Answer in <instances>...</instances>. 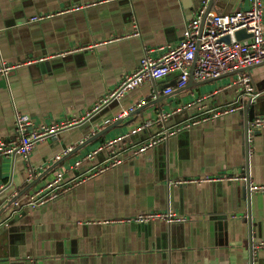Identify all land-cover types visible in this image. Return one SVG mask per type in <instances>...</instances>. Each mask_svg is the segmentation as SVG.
Here are the masks:
<instances>
[{"label":"crops","instance_id":"1","mask_svg":"<svg viewBox=\"0 0 264 264\" xmlns=\"http://www.w3.org/2000/svg\"><path fill=\"white\" fill-rule=\"evenodd\" d=\"M203 1L0 0V67L16 65L0 75V139H16L17 112L29 115L33 128L81 121L38 142L29 160L0 158V207H7L0 208V264H264V250L255 252L264 241V194L250 189L264 184V127L250 131L264 116V64L244 70L255 86L252 102L241 96L237 73L184 89L171 75L92 112L148 52L159 58L178 44ZM86 4L95 5L63 11ZM250 5L210 0L207 12L230 14ZM46 14L53 16L30 21ZM168 86L171 94L153 98ZM142 99L146 105L139 106ZM236 103L241 111L193 125ZM132 106L135 112L119 119ZM161 113L168 118L157 121ZM186 124L144 154H133V145ZM124 135L129 138L117 146V165L108 162L106 150L86 158ZM68 148L72 152L54 163ZM96 165L109 168L91 175ZM31 168L40 173L33 182ZM58 171L64 174L61 196L29 208L28 195ZM234 176L248 181L229 179ZM14 199L23 205L16 208ZM152 211H174L187 221L126 222Z\"/></svg>","mask_w":264,"mask_h":264},{"label":"built area","instance_id":"2","mask_svg":"<svg viewBox=\"0 0 264 264\" xmlns=\"http://www.w3.org/2000/svg\"><path fill=\"white\" fill-rule=\"evenodd\" d=\"M108 1L110 0H103V2ZM209 1L210 0H204L203 6L197 15L187 23L184 37L178 44L171 46L168 50L163 52L159 58L152 57L148 52V54L141 59L138 68L134 72L125 75L117 88L100 99L92 112L98 111L102 106L109 104L112 100L119 99L128 92L139 88L146 83H156L177 72L180 73L176 82V86L179 89L187 87L191 80L203 82L219 79L227 74L237 73L236 84L241 87V96L243 97L246 95L249 102L255 101L257 97L255 94V86L251 76L244 70L264 64V0H250L251 5L248 9L239 10L230 14L207 12ZM93 5L95 4L75 6L63 11L72 12ZM51 16H53V14L35 16L31 18L30 21H39ZM242 29H247L249 33L253 34V37L243 41H237L235 39V33ZM137 35H139V33L135 32L131 36ZM227 35L231 36V42L229 44L222 41V38ZM67 53L69 52L40 58L36 60V62L40 63L49 58L64 57ZM15 67L16 65H3L0 67V75L7 77L8 73ZM161 92L164 94H171L173 88L168 86L163 91L156 90L153 93V98L156 99ZM144 105H146V99H142L139 103V106ZM136 107H138V105ZM136 107L132 106L129 109L124 110V112L119 115V119L125 118L129 116L130 113L135 112ZM242 109L243 104L236 103L235 105L223 109H217L210 113L207 112L201 118L195 120L193 125L201 122L213 121L221 116L232 114L241 111ZM90 115L91 112L88 116ZM167 118L168 114L161 113L157 121L166 120ZM80 123V120L63 121L43 128H33L31 117L26 113L17 112L15 122V133L17 137L14 141L9 142L0 139V158H8L18 155L29 160L38 142L44 141L49 137H55L62 130ZM148 125L149 124L138 127L136 132L143 131ZM189 126L190 125L186 124L182 127L163 132L152 141L133 145V154H144L160 142L188 129ZM251 127L250 131L252 132L255 129L264 127V116L256 118ZM128 135L108 140L105 144L88 154L86 158L94 159L97 154L106 150L111 155L108 162H111L112 165H117L120 162L114 157L117 154V146L124 139H128ZM72 150L73 148H68L61 155L56 156L54 158V163L61 161L63 156L70 154ZM80 163V161L77 162L76 166H79ZM108 168V165H96L94 168L95 170H93L91 175L104 172ZM29 172V182H33L40 174L39 171L34 168H31ZM63 176L64 174L58 171L40 187L35 189L32 194L28 195L27 200L25 201L27 206L29 208H37L57 200L61 196L62 188L64 187ZM229 179L245 182L248 181L245 176H234ZM211 180L214 179L211 178ZM217 180H224V178H217L216 181ZM188 182H190V180L181 183ZM4 188V185L0 186V194ZM250 189L255 193L264 194V184L251 183ZM13 205L16 208H19L23 205V202L19 199H14ZM157 220L164 221L168 224H180L185 223L187 218L174 211H152L141 214L133 219L126 220V222L148 225ZM260 250H264V241L255 246V252H259Z\"/></svg>","mask_w":264,"mask_h":264},{"label":"water","instance_id":"3","mask_svg":"<svg viewBox=\"0 0 264 264\" xmlns=\"http://www.w3.org/2000/svg\"><path fill=\"white\" fill-rule=\"evenodd\" d=\"M251 37H253V34L252 33H249L247 29H242V30H239L238 32L235 33V39L237 41H243V40L249 39ZM222 41H224L225 43H228L229 44L231 42V36L227 35V36L223 37L222 38ZM44 64H47V63H44ZM250 68H252V67H250ZM250 68H248V70ZM171 75H175V76L179 77L180 73L177 72V73H174V74H171ZM171 75H169V76H171ZM190 82H193V80H191ZM247 108L249 109V106H247ZM106 131H107V129L106 130H103L99 134L95 135L94 138H96V137L98 138L99 136H102L103 134L106 133ZM4 207H5V209L7 208L4 204L0 208H4Z\"/></svg>","mask_w":264,"mask_h":264}]
</instances>
